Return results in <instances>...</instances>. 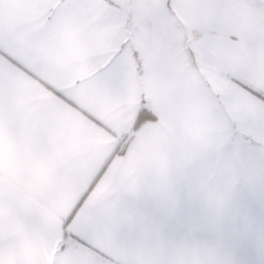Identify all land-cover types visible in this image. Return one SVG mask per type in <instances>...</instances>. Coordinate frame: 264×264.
I'll return each mask as SVG.
<instances>
[{"label":"crops","instance_id":"0c3cea01","mask_svg":"<svg viewBox=\"0 0 264 264\" xmlns=\"http://www.w3.org/2000/svg\"><path fill=\"white\" fill-rule=\"evenodd\" d=\"M0 264H264V0H0Z\"/></svg>","mask_w":264,"mask_h":264},{"label":"trees","instance_id":"16d2710c","mask_svg":"<svg viewBox=\"0 0 264 264\" xmlns=\"http://www.w3.org/2000/svg\"><path fill=\"white\" fill-rule=\"evenodd\" d=\"M143 110H140L138 114L136 115V118L134 119V123L132 126V132H134L139 125L143 122V117H142Z\"/></svg>","mask_w":264,"mask_h":264}]
</instances>
